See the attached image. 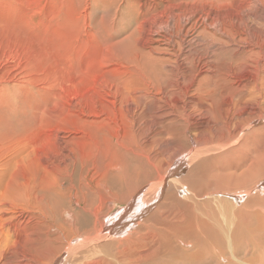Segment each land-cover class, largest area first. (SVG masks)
Masks as SVG:
<instances>
[{
	"label": "bare ground",
	"instance_id": "6f19581e",
	"mask_svg": "<svg viewBox=\"0 0 264 264\" xmlns=\"http://www.w3.org/2000/svg\"><path fill=\"white\" fill-rule=\"evenodd\" d=\"M0 264H264V0H0Z\"/></svg>",
	"mask_w": 264,
	"mask_h": 264
}]
</instances>
